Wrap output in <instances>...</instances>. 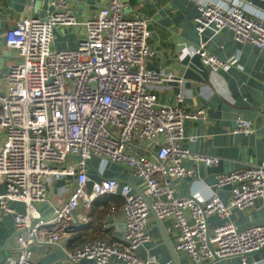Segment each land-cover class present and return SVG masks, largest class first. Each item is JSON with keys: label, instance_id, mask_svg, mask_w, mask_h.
Segmentation results:
<instances>
[{"label": "built area", "instance_id": "built-area-1", "mask_svg": "<svg viewBox=\"0 0 264 264\" xmlns=\"http://www.w3.org/2000/svg\"><path fill=\"white\" fill-rule=\"evenodd\" d=\"M192 1L201 38L191 50L211 72L233 61L208 51V39L202 37L207 30L216 34L226 29L235 42L264 48V19L250 10L251 1ZM49 2L45 17H22L5 32L6 46L18 54L0 91V218L10 214L17 232L16 257L7 263L37 264L31 247L55 243L80 201L88 205L92 197L120 194L123 242L88 240L70 255L71 261L151 264L137 251L150 237L151 207L159 220L173 219L175 249L193 264H213L214 256H240L242 264H256L243 255L264 246V223L239 230L229 215L264 198V163H246L217 175L216 187L229 186L227 201L215 191L203 200L177 196L170 186L172 177L193 172L183 165L185 159L213 166L219 157L192 153L182 144L184 121L204 117L205 107H183L182 94L170 105L158 99L157 87L166 81L182 84V79L146 67L152 54L147 42L151 19L127 17L123 0H109L81 21L67 0ZM78 25L84 35L75 47L54 46L57 27ZM237 130L250 133L251 123L241 119ZM93 158L100 160V174L109 162L127 167L141 180L150 205L115 178L101 177L89 185L87 169ZM64 177L74 180L69 197L45 219L37 205L48 199V183ZM16 202L24 204L23 211L14 207ZM211 215L221 219L210 228L213 251L206 241V219Z\"/></svg>", "mask_w": 264, "mask_h": 264}, {"label": "crops", "instance_id": "crops-1", "mask_svg": "<svg viewBox=\"0 0 264 264\" xmlns=\"http://www.w3.org/2000/svg\"><path fill=\"white\" fill-rule=\"evenodd\" d=\"M50 0H0V91L5 87V78L13 63L18 61L15 50L5 44V32L22 17L32 15L45 17L51 10ZM74 17L82 19L105 7L109 0H67ZM125 15L129 18L147 17L148 45L152 54L145 65L152 70L171 71L177 81H166L157 87L158 99L163 104H174L182 94L180 105L187 109L205 107L206 115L197 119H187L183 123V146L192 153H204L219 157V163L207 166L200 161L185 159L183 165L193 172L183 177L169 179L175 195H193L200 200L213 191L227 201L229 186L216 187L217 175L226 173L246 163H264V48L249 43H237L230 31L218 33L211 30L202 37L208 39V51L223 61H233L226 68L211 72L203 65L200 57L191 50L201 36L196 30L194 18L198 13L192 0H123ZM250 10L264 19V1L249 0ZM84 35L82 25L59 26L54 30L56 48L75 47ZM251 123L250 133L238 131L239 120ZM192 137V138H190ZM100 160L93 158L88 163V184L91 180L115 178L119 185L128 183L133 192L143 191L141 180L132 176L127 167L109 162L102 174L99 173ZM72 177L52 180L47 185L48 199L37 205L45 219H50L55 205L63 204L69 197L74 184ZM92 197L86 205L80 201L72 211L71 218L59 232L55 243L44 244L32 252V260L37 264H75L70 255L84 242L103 239L109 243L123 242L122 233L125 214L122 206L124 197L120 194ZM14 207L24 210V204L14 203ZM239 230L264 223V198H258L249 209H232L229 215ZM221 221L220 217H208L209 228ZM162 224L169 243L175 249L176 231L171 217ZM66 227H69L66 229ZM149 239L138 246V253L151 259V264H193L181 251L175 249L177 263L162 236L154 216L148 221ZM15 231L12 216L4 214L0 218V245ZM16 236V235H15ZM15 236L8 241L0 253V264H8V259L16 257ZM247 262L264 264V246L256 254L245 256ZM77 264H91L81 259ZM114 264H123L115 261ZM213 264H232L231 258H221ZM234 264H242L236 258Z\"/></svg>", "mask_w": 264, "mask_h": 264}, {"label": "water", "instance_id": "water-1", "mask_svg": "<svg viewBox=\"0 0 264 264\" xmlns=\"http://www.w3.org/2000/svg\"><path fill=\"white\" fill-rule=\"evenodd\" d=\"M73 157H74L76 160H79V157H78V156H73ZM102 178H105V177L102 176ZM137 193L140 194V195H141V196L147 201V203L150 205V201L145 197V195L143 194V192H142L141 190L138 191ZM177 196H189V195H177ZM150 211H151V215H153L154 218H155V220L157 221V225H158L159 229H160L161 232H162V236H163V238H164V240H165V243L168 245V247H169V249L171 250V253H172L173 257H174V260H175L176 263H177V255H176L175 249H174V247H173L172 245H170V243H169L170 241H169L168 236H167L166 233H165V229H164V226H163V224H162V221L159 220V219L157 218V216L155 215V213H154V211L152 210L151 207H150ZM67 228H69V227H66V229H67ZM209 232H210V228H209V225H208V220L206 219V241H207V243H208V247L210 248V250L213 251V246L209 243ZM16 233H17V232L14 231L13 234L9 237V239L6 240V242H5L3 245H0V253H1L2 251H4V249H5V247H6L7 243H8V241L11 240L12 237L16 235ZM44 244H49V243H40V244H36L35 246H32V247H31L32 252H33L37 247H39V246H41V245H44ZM261 249H262V247H261L260 249H258V250H255V251H252V252H248V253L244 254L243 256H249V255H252V254H256V253L259 252ZM221 258H225V257H217V256H214V260H213V261H217V260H219V259H221ZM227 258H231L232 264H234L235 259H236V258H241V257H240V256H230V257H227ZM75 264H77V263H75Z\"/></svg>", "mask_w": 264, "mask_h": 264}]
</instances>
